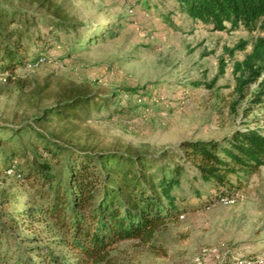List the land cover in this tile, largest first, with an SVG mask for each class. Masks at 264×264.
I'll use <instances>...</instances> for the list:
<instances>
[{"label": "trees", "instance_id": "1", "mask_svg": "<svg viewBox=\"0 0 264 264\" xmlns=\"http://www.w3.org/2000/svg\"><path fill=\"white\" fill-rule=\"evenodd\" d=\"M23 1L34 4L36 13L0 1V74L7 76L6 82H12L19 68L46 60L44 53L52 47L61 45L68 56L84 48L83 38L94 42L109 33L107 25L77 21L55 0ZM177 1L192 20L214 31L241 25L264 30V0ZM38 19L50 24L56 40L42 39ZM36 42H41L39 50L31 53ZM226 66L222 61L221 73ZM235 74L237 94L245 97L257 85L252 101L264 102V36L235 63ZM122 96L68 92L41 107L31 121L0 123V130L10 132L8 137L0 133V264H121L114 254L120 243L151 244L158 230L179 221L181 202L191 194L201 197L194 187L190 194L184 190L187 170L193 169L199 181L212 182L217 197L233 196L231 176L264 166V133L259 129L236 130L221 139H184L149 153L74 144L43 127L73 124L83 113L112 104L111 117L129 119L135 110L145 115L143 105L131 109ZM8 169L13 173L7 174Z\"/></svg>", "mask_w": 264, "mask_h": 264}, {"label": "rangeland", "instance_id": "2", "mask_svg": "<svg viewBox=\"0 0 264 264\" xmlns=\"http://www.w3.org/2000/svg\"><path fill=\"white\" fill-rule=\"evenodd\" d=\"M2 1L21 5L29 15L36 13L32 3ZM55 1L77 21L89 27L107 25L109 33L94 42L83 38L84 48L68 56L61 45L50 48L43 52L47 57L43 64L19 68L12 82L0 74V123L31 121L60 95L86 89L100 96L123 95L126 106L143 105L145 115L135 110L129 119L111 117L116 107L112 104L100 112L91 110L88 116L83 113L73 124L43 127L74 144L149 153L175 147L184 139H221L248 128L264 133V102L252 101L258 87L241 97L235 74V63L251 52L258 36H264L261 28L241 25L214 31L192 20L177 0ZM144 1H149L148 7ZM37 21L42 39L58 38L47 21ZM241 43L245 48L238 50ZM40 45H32L31 53ZM222 61L227 65L223 73ZM195 176L193 169L186 171L184 190L190 194L194 187L201 197L191 194L181 202L179 221L158 230L151 244L120 243L114 254L121 264H191L201 247L215 245L264 257V166L252 174L231 176L236 201L228 204L212 194V182Z\"/></svg>", "mask_w": 264, "mask_h": 264}, {"label": "built area", "instance_id": "3", "mask_svg": "<svg viewBox=\"0 0 264 264\" xmlns=\"http://www.w3.org/2000/svg\"><path fill=\"white\" fill-rule=\"evenodd\" d=\"M45 58L39 59L34 64L37 67ZM13 169H8L7 174H12ZM219 200L223 203H232L236 201L234 196H220ZM191 264H264V257L261 255H245L232 252L219 245L201 247L199 252L193 258Z\"/></svg>", "mask_w": 264, "mask_h": 264}]
</instances>
